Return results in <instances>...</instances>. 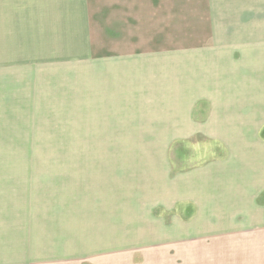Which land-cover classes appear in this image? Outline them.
<instances>
[{"label": "rangeland", "instance_id": "rangeland-1", "mask_svg": "<svg viewBox=\"0 0 264 264\" xmlns=\"http://www.w3.org/2000/svg\"><path fill=\"white\" fill-rule=\"evenodd\" d=\"M6 49L0 264H244L231 255L219 260L218 246L207 255L217 230H208L194 207L151 204L164 199L179 172L219 155L233 156L234 164L247 155L256 208L222 224L228 236L264 233V79L261 111L249 113L241 129L169 136L159 106L153 111L146 98L125 97L118 86L119 93L106 88L114 97L103 94L91 68L83 78L74 66L33 68Z\"/></svg>", "mask_w": 264, "mask_h": 264}, {"label": "crops", "instance_id": "crops-1", "mask_svg": "<svg viewBox=\"0 0 264 264\" xmlns=\"http://www.w3.org/2000/svg\"><path fill=\"white\" fill-rule=\"evenodd\" d=\"M2 47L33 68L74 66L81 78L91 68L103 94L114 97L109 85L159 106L169 136L241 129L263 103L264 0H0ZM249 161L196 164L151 206L194 207L217 230L219 260L264 264V233L228 236L222 224L256 208Z\"/></svg>", "mask_w": 264, "mask_h": 264}]
</instances>
